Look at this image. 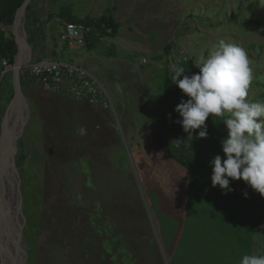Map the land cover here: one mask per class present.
<instances>
[{
    "label": "rangeland",
    "instance_id": "rangeland-1",
    "mask_svg": "<svg viewBox=\"0 0 264 264\" xmlns=\"http://www.w3.org/2000/svg\"><path fill=\"white\" fill-rule=\"evenodd\" d=\"M72 1L52 3L75 6L80 18L110 12L120 23L117 37L63 52L62 39L54 48L63 26L48 31L52 9L31 0L22 23L27 15L40 25L38 49L30 46L22 70L58 59L84 69L103 93L90 101L29 83L15 112L12 68L11 84L0 91V120L8 112L10 130L21 121L17 155L23 136L27 153L20 168L16 162L23 264H240L245 254L264 255V223L252 236L225 224L223 212L190 187L189 172L154 143L149 122L166 68L195 65L220 41L247 52V100L264 102V0ZM2 28L13 35V26Z\"/></svg>",
    "mask_w": 264,
    "mask_h": 264
},
{
    "label": "trees",
    "instance_id": "trees-1",
    "mask_svg": "<svg viewBox=\"0 0 264 264\" xmlns=\"http://www.w3.org/2000/svg\"><path fill=\"white\" fill-rule=\"evenodd\" d=\"M25 0H0V91L6 89V85L11 84V72L4 71L14 66L18 45L13 35L2 28V25L12 26L16 14ZM63 23V30L57 38H54V48H58V42L61 41L64 29L68 23H79L91 28V32L86 35L87 47L93 49L97 43L105 37L115 38L119 34L120 23L109 12L98 18L86 16L84 18L70 15L60 16ZM34 23V22H33ZM35 24L30 26L25 16V31L27 33L28 43L33 49L37 50V41L39 30L35 29ZM63 40V39H62ZM63 52L69 50L68 43L63 40ZM173 47L168 45L164 48V55L167 57L172 53ZM56 57V52H54ZM59 61L58 59H53ZM184 61V60H183ZM181 61L179 64L186 68L187 75L198 73L199 70L191 62ZM34 61L33 63H35ZM164 79L160 82L157 95L153 98V104L150 106V134L157 147L166 153L171 159L179 163L189 172L190 187L195 190L206 201L212 204L216 209L223 212V222L236 227L237 231L254 235L258 228L264 223V197L249 187L246 182L241 180H231L230 187L233 191L224 194L219 186L213 187L211 182L212 167L210 161L217 155L223 157L222 140L227 136L226 126L222 123V118H212L210 115L206 121L208 136L199 138L196 136L199 129L194 133V137H188V133L183 131L182 125L177 120L182 119L175 111L176 106L182 99H188L182 93V90L171 82L172 72L169 68L165 70ZM183 77H181L182 79ZM29 83H34L31 79L29 70H21V89L25 92ZM14 95V90L10 93V98ZM0 100V109L3 105ZM2 122L0 120V131ZM24 136L18 141V160L17 167L26 158L24 150ZM248 195L245 197L244 193ZM24 212V209H23ZM25 214V212H24Z\"/></svg>",
    "mask_w": 264,
    "mask_h": 264
},
{
    "label": "clouds",
    "instance_id": "clouds-1",
    "mask_svg": "<svg viewBox=\"0 0 264 264\" xmlns=\"http://www.w3.org/2000/svg\"><path fill=\"white\" fill-rule=\"evenodd\" d=\"M194 63L199 72L192 75L178 63L171 65V82L188 97L175 108L182 117L176 122L188 137L199 129L196 136L207 138L209 116L222 118L227 136L221 142L223 157L217 154L210 161L212 186L226 195L233 191L230 181L242 179L264 197V102L247 100L252 80L247 52L220 41ZM240 264H264V255L245 254Z\"/></svg>",
    "mask_w": 264,
    "mask_h": 264
},
{
    "label": "water",
    "instance_id": "water-1",
    "mask_svg": "<svg viewBox=\"0 0 264 264\" xmlns=\"http://www.w3.org/2000/svg\"><path fill=\"white\" fill-rule=\"evenodd\" d=\"M31 0H25L20 9L18 10L15 20L13 22V36L18 45V54L12 67L13 72V87L14 97L11 101L10 107L14 102L22 97L21 89V70L29 62L31 48L28 43L27 33L22 23L23 16ZM19 24L22 26L19 29ZM27 48L28 58H24V48ZM11 70V69H10ZM6 70L4 71V73ZM8 113V112H7ZM2 121V134L0 137V143L5 138L4 146L0 150V225L4 221L2 240V254L4 259L2 264H23V256L25 254V246L23 242V229H24V216L22 209V201L20 191L18 189V175H17V138L18 135H13L12 130L8 127V114ZM12 174L16 183V201L13 206V200L10 201V181L9 174ZM8 187V193H7ZM13 208V214L11 213ZM8 209V210H7ZM12 215V216H11Z\"/></svg>",
    "mask_w": 264,
    "mask_h": 264
},
{
    "label": "built area",
    "instance_id": "built-area-1",
    "mask_svg": "<svg viewBox=\"0 0 264 264\" xmlns=\"http://www.w3.org/2000/svg\"><path fill=\"white\" fill-rule=\"evenodd\" d=\"M89 32L90 27L68 23L62 39L68 43L69 48L73 45H83L86 44V35ZM174 57L177 58V55ZM25 70H29L35 84L56 93L70 94L77 99L90 101L103 93L102 87L94 77L72 63L46 60L26 66Z\"/></svg>",
    "mask_w": 264,
    "mask_h": 264
},
{
    "label": "crops",
    "instance_id": "crops-1",
    "mask_svg": "<svg viewBox=\"0 0 264 264\" xmlns=\"http://www.w3.org/2000/svg\"><path fill=\"white\" fill-rule=\"evenodd\" d=\"M37 1H39L38 5L40 4V6H42L44 4L46 6L49 5V8H51L54 11V13H55L54 14L52 12V10H50L51 14H49L50 15L49 18L50 17H56L55 19L52 20V23H55V24H52V26L54 25L53 27H50V22L48 21L49 19H47L48 16H46V18H45L46 22H45L44 25L46 26V28L48 29V31L50 29L51 30L52 29L55 30L54 27H56V29H57V25L63 26V23H62L63 21H62V19L60 17L62 15L63 16H67V15H70L71 14V16H74V17H79V18L82 17V16L78 15L79 14V9L76 10V8H74L75 6H72V8L71 7H67V8L61 7L60 8V6L57 4V2L52 3V0H37ZM79 2L81 3V0H73L72 2H70V4L75 5V4L79 3ZM56 4H57L58 7H56ZM54 9H56V10H54ZM68 10H69V12L66 13L65 11H68ZM32 11H33L32 13L35 12L33 9H32ZM47 11H49V10H47ZM32 20H33L34 23L36 22V20L34 19V17L32 18ZM27 22H28V24L30 23L29 21H27ZM33 22L30 25H33L34 24ZM34 27H35V29H38L40 27V25H38V23H37V24H35ZM60 32L61 31L57 32V35H59Z\"/></svg>",
    "mask_w": 264,
    "mask_h": 264
},
{
    "label": "bare ground",
    "instance_id": "bare-ground-1",
    "mask_svg": "<svg viewBox=\"0 0 264 264\" xmlns=\"http://www.w3.org/2000/svg\"><path fill=\"white\" fill-rule=\"evenodd\" d=\"M21 28H22V26L19 24V29L21 30ZM24 48V58L25 59H27L28 58V51H27V48H25V47H23ZM20 101H21V97H19L15 102H14V110H15V112L17 111V108H19V105H20ZM17 117V116H16ZM22 119V118H21ZM21 122V121H20ZM18 123L17 122V124H15L14 125V127L12 128V134L14 135H18L19 136V134H20V132H21V130H22V125H21V123ZM5 138H6V135H5ZM5 138L1 141V144H0V150L3 148V146H4V142H5ZM3 142V143H2ZM9 178H10V175H9ZM9 181H10V184H11V186L10 187H12V188H10V189H12V193H11V199H10V201L12 202V200H13V206H14V204H15V201H16V199L17 198H15V196H14V194H16V189H15V187H16V184H15V182H13L12 180H11V178L9 179ZM15 192V193H14ZM11 213L13 214V208H11ZM12 216V215H11ZM3 223V222H2ZM23 260H24V256H23Z\"/></svg>",
    "mask_w": 264,
    "mask_h": 264
}]
</instances>
